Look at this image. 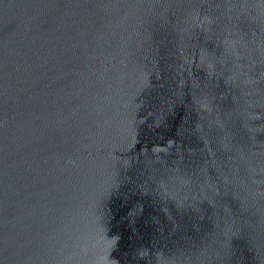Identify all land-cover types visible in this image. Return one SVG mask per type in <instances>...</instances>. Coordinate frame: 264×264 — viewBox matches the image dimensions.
<instances>
[{
  "label": "water",
  "instance_id": "water-1",
  "mask_svg": "<svg viewBox=\"0 0 264 264\" xmlns=\"http://www.w3.org/2000/svg\"><path fill=\"white\" fill-rule=\"evenodd\" d=\"M0 264H264V0H0Z\"/></svg>",
  "mask_w": 264,
  "mask_h": 264
}]
</instances>
